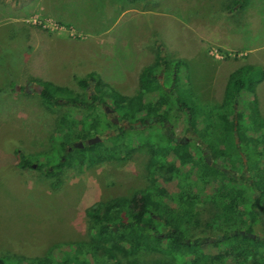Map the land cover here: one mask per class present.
Returning <instances> with one entry per match:
<instances>
[{"label":"rangeland","instance_id":"rangeland-1","mask_svg":"<svg viewBox=\"0 0 264 264\" xmlns=\"http://www.w3.org/2000/svg\"><path fill=\"white\" fill-rule=\"evenodd\" d=\"M18 11L23 21H13L14 8L0 1V88L9 90L0 94V259L7 264H44L45 257L47 264L171 261L172 256L148 251L102 256L103 249L95 250L90 241L86 211L132 197L150 186L153 175L169 176L164 156L152 151L172 135L187 143L195 158L199 153L214 160L241 181L249 198L255 196L248 182L264 177V0H23ZM150 67L157 83L171 89L168 98L193 112V126L189 113L174 103L173 122L165 129L145 111L132 121L113 111L114 102L141 95L140 77ZM46 83L63 88L56 94L59 104L43 103ZM94 94L103 102L92 109L68 103ZM234 96L241 117L235 120L238 129L226 131L221 117L232 114ZM158 97L155 92L145 98L151 105ZM97 121L100 140L81 148L80 141L73 143L63 168L52 170L61 160L56 138ZM247 134L263 140L256 151L245 142ZM23 161L31 168L22 169ZM195 210L198 225L186 228L188 239L222 236L206 227L217 214L213 205ZM252 226L254 236L264 239V220ZM242 228L234 221L224 226Z\"/></svg>","mask_w":264,"mask_h":264},{"label":"trees","instance_id":"trees-1","mask_svg":"<svg viewBox=\"0 0 264 264\" xmlns=\"http://www.w3.org/2000/svg\"><path fill=\"white\" fill-rule=\"evenodd\" d=\"M241 1L248 0H236ZM154 69L150 67L142 73L141 95L125 104L121 103L122 99L120 103L114 102L116 105L113 111L121 114V118L127 121L138 118V115L145 111L161 129H165L171 127V111L178 105L181 110L189 113L188 120L193 126V112L181 105L178 98L172 101L168 98L170 93L164 91L157 83ZM172 77L176 82L175 73ZM80 83L85 84L84 81ZM233 88L238 94L241 88L238 81H235ZM62 91L63 88L46 83L40 96L43 103L51 107L59 104L56 94ZM5 92L9 90L0 88V94ZM155 92L159 97L149 105L145 97ZM163 92L165 94H162ZM99 97L100 94H94L82 103L77 97H73L68 103L92 109L97 102H103ZM239 101L240 99L234 96L230 101L232 114L221 117L226 131H233L234 127L238 129L235 120L241 117L237 109ZM96 124L99 122L91 123L87 129L79 132L69 130L61 138H56V148L61 152L58 153L61 160L52 170L59 171L63 168V160L66 161L68 157L67 148L73 147V143L86 141L98 134ZM259 141L263 140L249 134L245 136L246 143L255 144V151ZM171 143L172 140L166 137V144L158 145V149L153 148L152 151L156 155L164 156L167 161L165 169L169 176L153 175L150 186L135 192L132 197L115 198L86 211L90 224V241L96 242L95 250L103 249L102 256H116L115 252L136 256L140 251H148L173 257L169 262L157 261L152 264H264V239L254 236L252 226L256 220H264V177L248 182V187L256 191L255 196L249 198L241 181L210 165L199 153L195 158L186 145ZM223 153L222 150L216 151L218 156ZM169 155L173 158L172 162L167 159ZM98 157L100 156H96L97 160L100 159ZM248 167L250 169V166ZM21 168H31V163L23 161ZM42 168L41 164L36 165L37 170ZM256 169L260 171L258 167ZM219 175H222V178H219ZM170 186L174 191L169 190ZM200 204L213 205L216 208L217 214L211 223L207 222L206 227L222 231V236L214 239H188L186 228L191 224L198 225L195 207ZM230 221L242 224L244 228L225 230L224 226ZM44 260L43 263L47 264L48 258L45 257ZM0 264L7 262L0 259ZM114 264L122 263L114 258ZM127 264L139 263L130 259Z\"/></svg>","mask_w":264,"mask_h":264},{"label":"crops","instance_id":"crops-1","mask_svg":"<svg viewBox=\"0 0 264 264\" xmlns=\"http://www.w3.org/2000/svg\"><path fill=\"white\" fill-rule=\"evenodd\" d=\"M0 1L3 2V3H5V4H7V5L10 4L14 8L15 15L13 16V18H14L13 21H15V20H21V21H23L24 20V18H25L24 14L23 13H20V11H18V9L20 7H22V5H23V0H12V1H9V0H0ZM112 2H113V4L115 3V1H112ZM33 13H34V11H31V12L27 13L26 14V17L28 18ZM49 14H50V12H49ZM54 15L57 16V17H64V14H63V16H61V15L58 16V15H56V13ZM0 16L2 17V14ZM68 26H72V25L69 24ZM79 26L82 27V28L85 27V25H83V24L82 25H79ZM221 41H223V40H221ZM224 43L228 45V43H226V42H224ZM225 48H227L229 50L230 46L229 45L228 46L225 45ZM163 89H164V91H167L169 93L171 92V89L170 88L169 89H166V88L163 87ZM177 90H178V88L175 85V90L174 91H177Z\"/></svg>","mask_w":264,"mask_h":264},{"label":"flooded vegetation","instance_id":"flooded-vegetation-1","mask_svg":"<svg viewBox=\"0 0 264 264\" xmlns=\"http://www.w3.org/2000/svg\"><path fill=\"white\" fill-rule=\"evenodd\" d=\"M136 124H141V122L140 121H138ZM159 128L161 129V127L159 126ZM170 139L172 140V143L173 144H177V143H181V144H184V145H186L185 143H184V141L183 142H180V141H178V139L177 138H175L173 135L170 137ZM161 145V144H160ZM187 146V145H186ZM241 154V153H240ZM242 155V154H241ZM208 162H209V164L210 165H213L215 168H217V169H219L220 171H222L224 174H226V175H228L227 174V172H226V170L223 168V167H221V166H219L218 164H216V162L213 160L212 162L211 161H209V160H207Z\"/></svg>","mask_w":264,"mask_h":264},{"label":"water","instance_id":"water-1","mask_svg":"<svg viewBox=\"0 0 264 264\" xmlns=\"http://www.w3.org/2000/svg\"><path fill=\"white\" fill-rule=\"evenodd\" d=\"M100 139L96 136V137H94V138H90V139H88V140H86L84 143H82V142H79V143H77V146L78 147H83L84 146V144L86 143L87 145H89V144H92L94 141H99ZM254 237V236H253Z\"/></svg>","mask_w":264,"mask_h":264}]
</instances>
